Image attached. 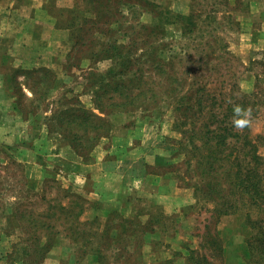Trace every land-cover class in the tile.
<instances>
[{"label": "rangeland", "instance_id": "obj_1", "mask_svg": "<svg viewBox=\"0 0 264 264\" xmlns=\"http://www.w3.org/2000/svg\"><path fill=\"white\" fill-rule=\"evenodd\" d=\"M155 1L177 14L189 11L190 0ZM208 1L202 7L205 10L212 7L215 11L208 16L204 12L201 17L204 21L200 24L206 32L184 35L180 24H167L162 39L176 52L192 45L195 41L192 39H221L227 44L240 62L232 68L233 78L257 104L252 129L264 161V49H249L243 42H252V39H240L244 17L239 9L245 8L247 1L229 0L226 4L219 3L220 0ZM88 7L84 0H47L43 24L47 46L42 53L45 62L50 64L30 62L19 68L12 82L16 109L0 107V220L13 235L15 255L30 258L27 264H50V259H46L48 253L39 262L32 260L33 244L23 241L26 233L17 222L16 214L20 211L29 214L35 207L46 211L51 191L62 185L88 201L84 220L98 217L103 227L108 221L115 227L127 228L122 233V228L113 227L105 233L101 243L95 244L105 253L104 264H136L138 260L148 264L149 259L153 261L150 264H247L249 260L238 250L242 245L239 229L244 223L247 225L244 215L218 217L213 214L214 202L207 189L196 190L193 186L203 185V179H218L220 175L208 176L204 165L198 163L201 150L191 145L200 140L195 135L183 134L187 127L179 112L165 102L149 109H123L106 115L109 125L101 127L95 117L85 111L102 114L94 100L95 77L89 72L105 71L112 61L95 63L87 58L92 55L89 46L74 51L68 61L67 55L76 40L91 44L99 39L119 37V34L110 37L112 34L99 33L98 26L91 23L94 13L80 28L87 16L83 8ZM84 14L86 16H82ZM75 15L82 17L73 18ZM137 18L149 23L152 15L141 11ZM148 145L151 146L148 148ZM97 149L105 155L107 169L126 171L119 195L121 202L104 211L101 207L107 196L105 190H95L88 185L89 181L93 182L90 170L97 159ZM29 152L35 155L34 161L23 156ZM122 159L123 162L117 163ZM263 169L264 163L256 167L261 174H264ZM74 170L76 173H72ZM110 183L119 181L115 179ZM42 195L46 198H40ZM170 197L179 201V205L166 213L160 203ZM131 220L134 222H128ZM253 220L256 221V217ZM254 226L252 233L258 232L260 236V223ZM66 239L61 243L68 245L69 250L59 264H74L75 246L71 239ZM260 247L259 240L251 244L248 241L249 256L253 251L257 257L261 255ZM89 261L86 255L81 264Z\"/></svg>", "mask_w": 264, "mask_h": 264}, {"label": "trees", "instance_id": "obj_2", "mask_svg": "<svg viewBox=\"0 0 264 264\" xmlns=\"http://www.w3.org/2000/svg\"><path fill=\"white\" fill-rule=\"evenodd\" d=\"M228 1L220 0L219 3ZM84 2L90 7L83 8L87 16L82 15L86 18L80 28L94 13L91 23L98 26L99 33L112 34L110 37L119 34L115 39H99L91 44L76 40L67 55L68 61L74 51L89 46L92 55L87 58L95 63L106 59L112 61L102 73L99 70L89 72L94 75L97 86L95 104L103 115L85 111L105 127L109 125L108 114L137 107L149 109L161 102L171 105L187 127L183 134L195 135L200 140V143L192 142L191 147L201 150L198 163L204 165L205 173L220 175L218 179H203V185L193 186L196 190L207 189L214 202L213 214L218 217L238 213L244 215L252 228L260 223V236L255 232L249 244L259 240L262 254L257 257L254 251L251 252L248 263L264 264V174L256 171L264 161L252 129L257 104L233 78L235 71L232 68L240 64L239 59L221 39H192L195 40L192 45H186L179 52L162 39L167 24H180L184 35L206 32L200 24L204 21L201 17L204 12L208 16L214 8L205 10L202 7L203 3H209L208 0H190L189 11L182 14L162 7L155 0ZM141 11L152 15L149 23L137 18ZM237 121L245 123L238 125ZM187 161L191 165L190 160ZM226 185L230 187L226 188ZM87 202L82 195L58 185L51 191L46 211L35 207L29 214L24 211L16 214L17 222L26 233L23 241L33 244L34 262L43 260L56 237L62 235L71 239L75 246L74 264H81L86 255L90 258L88 264L92 261L104 264L105 253L95 244L101 243L105 233L115 226L107 221L103 227L98 217L84 220ZM253 217L256 221H252ZM115 228H122V233L127 229L124 225ZM30 260L25 258L24 264Z\"/></svg>", "mask_w": 264, "mask_h": 264}, {"label": "crops", "instance_id": "obj_3", "mask_svg": "<svg viewBox=\"0 0 264 264\" xmlns=\"http://www.w3.org/2000/svg\"><path fill=\"white\" fill-rule=\"evenodd\" d=\"M237 1H247V6L239 9L241 17H244L241 22L243 31L240 39H252V42H246L245 40L243 45L247 44L249 49H264V0ZM46 2L47 0H0V107L4 105L9 108H15L17 105L12 93V82L19 68L26 67L25 65L30 62L34 63V65L49 66L50 64L45 62V57L42 53L47 46V41L43 36V24L47 13ZM245 13H247L246 18ZM36 45L37 48L35 47ZM22 53H28L29 56H25ZM154 141L153 138L151 145ZM151 145L147 147L149 148ZM147 147H144V149H147ZM23 156L27 160H35V155H31L30 152L23 153ZM120 161L123 162L124 160H118L117 163H120ZM105 163H107L105 155L101 153L100 149H97V159L90 170V177L93 182H88V185L91 184L90 186H93L92 189L105 190V195L107 196L103 199V207H101L103 211L114 206L117 202H121L122 198L119 195L124 185H122L123 172H126L125 170L116 172V170L107 169ZM72 173H76V171L74 170ZM164 176L174 180L172 176ZM115 179L119 183L111 184L110 182ZM85 186L89 187L86 183ZM112 192L114 194L110 195ZM161 203L160 205L163 210L165 209L166 213H171L173 208L179 205V201L175 202L173 197L161 201ZM13 224L16 226L15 223ZM239 230L241 231L238 234V238L242 240V245L238 250L245 254L247 261L250 257L248 239L253 236L252 228L244 223ZM66 238L62 235L56 237L55 242L47 252L46 259L47 261L50 259V264H59L64 257H67L69 247L61 243L65 242ZM13 244V235L7 231L6 227L3 226L2 220H0V264H24V259L15 255ZM55 253L57 254L55 255ZM152 262L149 259L148 264ZM136 264H143V261L138 260Z\"/></svg>", "mask_w": 264, "mask_h": 264}, {"label": "clouds", "instance_id": "obj_4", "mask_svg": "<svg viewBox=\"0 0 264 264\" xmlns=\"http://www.w3.org/2000/svg\"><path fill=\"white\" fill-rule=\"evenodd\" d=\"M236 111H237V112H239V111H240V109H239V108H237V109H236ZM236 123H237L238 125H242V124H243V123H245V122H244V121H237Z\"/></svg>", "mask_w": 264, "mask_h": 264}]
</instances>
